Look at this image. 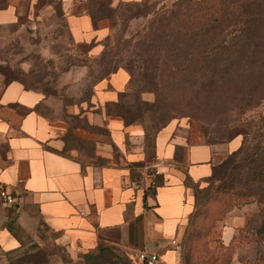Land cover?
<instances>
[{"label": "crops", "instance_id": "obj_1", "mask_svg": "<svg viewBox=\"0 0 264 264\" xmlns=\"http://www.w3.org/2000/svg\"><path fill=\"white\" fill-rule=\"evenodd\" d=\"M62 1L73 39L99 54L107 18L94 23L87 11L72 9L74 0ZM19 6L18 0H0V24L17 21ZM128 78L122 67L100 77L90 101L63 115L46 112L48 96L21 80L3 84L0 181L19 201L10 207L0 198V264H68L50 252L44 262L34 258L45 229L70 257L115 233L130 258L147 249L169 261L180 259L171 240H183L200 189L242 135L207 142L176 120L154 132L139 121L127 122L110 106ZM258 208H232L213 231L226 245L235 236L242 239L233 264L264 255V236L253 227Z\"/></svg>", "mask_w": 264, "mask_h": 264}, {"label": "rangeland", "instance_id": "obj_2", "mask_svg": "<svg viewBox=\"0 0 264 264\" xmlns=\"http://www.w3.org/2000/svg\"><path fill=\"white\" fill-rule=\"evenodd\" d=\"M18 1L19 20L0 24V90L8 78H18L48 96L49 103L43 107L46 112L63 115L68 107L77 111L75 104L90 101L96 80L108 75L115 66L125 67L129 74L127 91L119 95L118 103L110 109L143 123L149 132L176 120L207 142H220L237 134L242 124L250 122L251 133L264 137L263 120L258 118L259 113L264 114V81L262 84L254 82L264 78V49L257 50L255 59L252 57L254 62L251 59L245 72L221 73L227 82L225 91L229 97L216 98L201 89L209 73H162L159 62L167 56L165 47H168L163 31H171L173 23L179 19L173 9L182 0H138L141 4L136 5L126 0H74V11L102 10L101 2L111 3L116 10L107 18L110 27L101 40L99 54H90L89 44L73 39L62 0ZM229 5L234 8L235 19L243 16L244 7L250 11L263 10L264 0H233ZM251 51L254 52L253 48ZM153 65H157L156 73L150 68ZM252 83L261 88L254 99L258 103L241 110L239 101L251 94ZM255 141L247 136L244 148L250 150ZM216 167L215 179H208L198 193L199 201L208 194H217V201L209 206V217L201 222L203 227L213 223L212 234L214 230L217 233L216 227L224 217L219 215L227 207L251 203L260 207L258 201L239 196L233 189L227 191L228 167L223 162ZM237 181L238 178L234 183ZM220 186H224V193L218 192ZM255 216L261 219L260 212ZM51 236L52 232L45 229L43 238H37L41 246L35 252L36 260L46 261L50 252L68 264H110V261L127 264L125 259L132 264L115 233L112 240H100L91 249L98 248V251L85 259L81 252L70 257L63 246L53 244ZM201 241L196 239L194 243L199 247Z\"/></svg>", "mask_w": 264, "mask_h": 264}, {"label": "trees", "instance_id": "obj_3", "mask_svg": "<svg viewBox=\"0 0 264 264\" xmlns=\"http://www.w3.org/2000/svg\"><path fill=\"white\" fill-rule=\"evenodd\" d=\"M126 1H131L133 5L141 4L138 0ZM231 1L233 0H182L176 4L173 10L177 11L175 17L179 19L173 23L171 31L169 29L163 31L164 42L168 47H165L167 56L159 62L162 73H209L207 79L203 80V83H206L202 85L201 89L208 95L214 94L216 98L229 97L225 91L227 82L221 73L245 72L252 57L255 59L257 50L264 49V9L250 11L247 7H244L241 11L244 17L233 19L235 13L232 10L234 8L231 5L228 6ZM101 9H96L99 12L97 13L96 10L87 8V13L90 14L94 23L99 18H111L113 12L116 11L109 2H101ZM251 32L252 34H250ZM252 48L254 52L251 51ZM117 68L118 66H115L113 71ZM123 68L128 72L127 68ZM150 68H153L155 73L157 72V65ZM12 79L18 78H8L6 82ZM263 81L264 78H259L254 82L262 84ZM24 85L26 84L24 83ZM251 89L253 90L251 94L239 101L241 110L258 103L254 99L258 96L259 89H261L260 85L255 83ZM125 91H127V86L120 95ZM111 103L117 104L118 99ZM118 114L127 122L133 121V119L125 118L120 112ZM258 118L263 120L264 124V114L259 113ZM251 127L250 122L241 125L237 132V134L242 135L240 145L223 160V163L228 167V175L225 177L227 181L225 189L227 191L228 188L233 189L237 192V195L246 196L249 200L259 202L258 212L261 213V219L258 225L253 227L259 234L264 236V137L253 135ZM249 135L250 138H255L256 141L251 149L247 150L244 148V144ZM216 168L215 166L208 179H215L214 172ZM234 171H237V173H234ZM237 178L238 181L235 184ZM223 188L224 186L218 187V192L220 190L224 193L225 189ZM217 198V194L211 193L201 201L197 200L182 240L181 264H233V250L242 239L235 236L226 245L220 237L212 235L213 223L207 227L202 225L211 213L209 206L215 203ZM234 206L235 204L222 210L219 217L225 216ZM196 239H202L199 247L194 243ZM97 251L98 248L81 252L82 258H88ZM261 256L253 259L245 256L244 264H264V255ZM125 261L127 264L129 263L128 260L125 259ZM110 264L121 263L110 261Z\"/></svg>", "mask_w": 264, "mask_h": 264}, {"label": "built area", "instance_id": "obj_4", "mask_svg": "<svg viewBox=\"0 0 264 264\" xmlns=\"http://www.w3.org/2000/svg\"><path fill=\"white\" fill-rule=\"evenodd\" d=\"M0 198L8 206H14L18 203L19 198L15 193H12L8 187L0 181ZM171 244L174 250H176L179 255L183 249V242L177 238L171 240ZM133 264H179L177 262L169 261L164 258L161 253L154 250L142 249L139 250L132 258Z\"/></svg>", "mask_w": 264, "mask_h": 264}]
</instances>
